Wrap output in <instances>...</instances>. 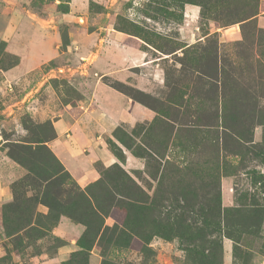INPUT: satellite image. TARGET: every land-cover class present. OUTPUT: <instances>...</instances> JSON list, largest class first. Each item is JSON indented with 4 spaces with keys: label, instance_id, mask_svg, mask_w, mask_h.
I'll return each mask as SVG.
<instances>
[{
    "label": "rangeland",
    "instance_id": "rangeland-1",
    "mask_svg": "<svg viewBox=\"0 0 264 264\" xmlns=\"http://www.w3.org/2000/svg\"><path fill=\"white\" fill-rule=\"evenodd\" d=\"M84 2L72 14L73 0H0V264H158L159 254L185 264L162 221L208 212L213 177L222 209L251 199L263 208L231 263L264 264V0ZM188 6L199 9L189 25ZM92 116L101 126L88 139ZM230 125L250 141L241 151L223 147ZM114 167L149 204L128 216L145 225L146 243L100 245L76 220L99 226L75 195L124 182ZM50 179L72 191L61 199L76 219L44 204Z\"/></svg>",
    "mask_w": 264,
    "mask_h": 264
},
{
    "label": "trees",
    "instance_id": "trees-1",
    "mask_svg": "<svg viewBox=\"0 0 264 264\" xmlns=\"http://www.w3.org/2000/svg\"><path fill=\"white\" fill-rule=\"evenodd\" d=\"M230 128L233 137L226 136L223 147L230 151H241L242 143L250 141L244 140L240 135V125H230ZM114 170L123 173L124 182H118L113 187L114 183L109 179L104 182L100 180L75 195L76 200L84 202V214L92 215L97 219L99 226L96 228H91L85 220L76 219L72 214L66 213L67 208H65V200H62V197H67L72 191L61 189L57 179L48 180L42 193V200L52 212L61 211L85 226L88 224L84 239L92 236L93 242L98 240L100 245L105 244L117 248H128L135 239L146 243L148 237L145 234V225H131L128 216L133 210L137 213L146 211L149 204L129 193L127 183H130V178L122 169L114 167L111 171ZM209 183L213 192L210 200L213 206L209 208L208 212L199 209L197 210L198 219L190 221L186 217V210L182 209L184 212L180 214L172 215L168 212L162 221L163 227L168 231L164 239L176 238L183 245V251L186 254L185 264H223L224 239L233 242V258L237 257L243 236L249 231L254 232L253 228L259 225L260 217L263 215V208L255 199H251L249 204L240 205L234 209H222L218 179L213 177ZM99 192L102 193V196L98 194ZM51 195H54L55 198ZM186 205H190L189 200H186ZM107 208H109L108 211H112L111 217L115 221L111 227L107 226L102 219L107 216L105 215ZM116 211H122L127 219L124 220L117 216ZM248 220L251 221L250 224ZM80 248H84L82 242H80Z\"/></svg>",
    "mask_w": 264,
    "mask_h": 264
},
{
    "label": "crops",
    "instance_id": "crops-1",
    "mask_svg": "<svg viewBox=\"0 0 264 264\" xmlns=\"http://www.w3.org/2000/svg\"><path fill=\"white\" fill-rule=\"evenodd\" d=\"M82 1V8H87L88 9V6H89V2H88V4L87 5H85L84 3V1L85 0H73V4L75 3V4H77V3H79V2H81ZM86 1H89V0H86ZM75 4L74 5H72V14H73V8H75L76 9V7H79V6H75ZM76 10H78V9H76ZM81 10H84V9H81ZM186 14H187V16H186V19H187V25H189V24H191V22H193V21H195V18L198 16V14H199V9L197 8V7H195V6H188L187 8H186ZM188 18H190L192 21H190V20H188ZM55 28V25H53L52 26V29H54ZM36 48V49H35ZM32 51L33 52H38V53H43V54H45V55H47L48 53H50V51H45V52H42V47L41 46H37L36 44H35V47H32ZM47 49V48H46ZM45 49V50H46ZM155 60H157V59H155ZM152 62H153V60H152ZM94 120V121H93ZM100 121H101V119H97V118H95V117H91V122H90V124L89 125H86L85 127H84V129H83V132H84V136L86 137V138H88V139H90V136H91V132H90V128L91 127H94V128H100L99 126H101V123H100ZM78 123V129H79V127H80V129L82 128L81 126L83 125V123H84V120H82V119H80V120H78L77 121ZM94 122V123H93ZM92 123V124H91ZM64 124V123H63ZM60 130H64L65 128H63V125H58L57 126ZM95 133V132H94ZM65 139L64 138H62L61 137V134L59 133V137H58V144H57V146H64V144H63V141H64ZM77 145H78V147L75 149V150H73V149H71V154H72V156H74V157H76V158H79V157H81L82 155H80V153H84L86 150H87V148H84V142H79V141H77ZM83 144V145H82ZM81 151V152H80ZM66 156L67 155H69V154H65ZM107 157V156H106ZM109 157V156H108ZM85 179V178H84ZM82 180V181H84L85 183L86 182H89V179H88V177L86 178V180ZM162 255H163V260L162 261H160V262H158V264H175L174 262H172V258L171 257H169V256H167V255H164V254H159V257L162 259ZM232 257H233V247H232V245L230 244V242L229 241H225L224 242V258H225V264H232L231 262H232ZM92 263L93 264H98L97 263V260L96 259H92Z\"/></svg>",
    "mask_w": 264,
    "mask_h": 264
}]
</instances>
